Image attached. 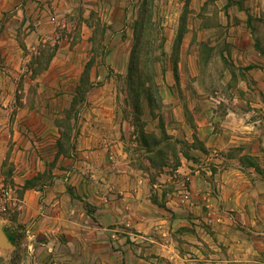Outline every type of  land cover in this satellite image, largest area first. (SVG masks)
Returning a JSON list of instances; mask_svg holds the SVG:
<instances>
[{
    "label": "rangeland",
    "instance_id": "1",
    "mask_svg": "<svg viewBox=\"0 0 264 264\" xmlns=\"http://www.w3.org/2000/svg\"><path fill=\"white\" fill-rule=\"evenodd\" d=\"M67 2L71 5L62 17L56 11L55 21L44 17L43 22L45 28H54L71 43L60 58L55 56L56 38L44 37L26 47L24 33L35 26L30 6L18 14L16 5L9 7L0 0V28L6 25L10 27L7 31H12L17 27L14 40L7 33L0 34V43L8 48L0 60V75L11 77L0 81V90L8 92L3 104L7 110L0 119L12 128L20 117L16 113L20 106L34 110L17 121L26 119L35 125L36 150L46 160L38 163L40 169L26 180L38 190L56 184L73 196L58 202L49 195L41 197L40 202L58 204L63 213L53 209L44 218L32 219V224L17 222L26 180L15 182L14 164L7 152L0 166V229L11 244L0 247V264H120L122 260L125 264L122 253L131 245H141V240L125 236L129 234L124 226L117 227V234L114 225L87 232L83 223L93 226L87 214L93 218L101 204L112 220L159 219L166 207L159 187L167 184L175 191L179 182L182 190H188L189 174L198 170L194 182L201 189L203 180L209 179L205 168L212 162L199 138L198 124L218 121L219 110L226 105L220 98L209 97L224 88L218 80L223 69L210 66L209 61L215 54L245 43L242 34L228 32L242 22L255 44L264 47V34L258 32L264 26V1L129 0L124 9L129 14V34H124L128 62L122 71L105 60L106 46L112 39L105 35L102 8L83 0ZM72 13L75 17L69 16ZM230 36L241 39L234 44ZM76 42L77 48H71ZM15 46L23 48L21 60L7 64L5 57L15 55L16 50L9 51ZM259 49L264 57V50ZM41 74L48 75L47 81L54 79L48 90L42 81H33ZM244 78L249 84L248 74ZM5 99L0 98V103ZM99 104L101 109L97 110ZM100 117L106 119L103 129L109 138L116 135L119 145L112 150L109 146V153L85 157L80 144L86 151L91 149L87 144L95 135L89 125L93 119L100 122ZM83 126L86 143H81L85 140ZM81 156L92 159L99 168L83 170ZM197 196L203 199V195ZM191 264L212 263L202 260Z\"/></svg>",
    "mask_w": 264,
    "mask_h": 264
},
{
    "label": "crops",
    "instance_id": "2",
    "mask_svg": "<svg viewBox=\"0 0 264 264\" xmlns=\"http://www.w3.org/2000/svg\"><path fill=\"white\" fill-rule=\"evenodd\" d=\"M2 1L9 7L16 5L18 14L25 13L23 8L30 6V12L34 14L35 26L24 33L26 47L37 44L44 37L56 38L55 56L60 58L64 56V50H67L71 43L54 28H45L43 22L44 17L48 22L55 21L56 11L60 15L65 12L71 5H68L67 0ZM83 2L102 8L101 19L104 21L105 35L112 39L106 46L108 52L105 60L111 67L121 68L123 71V67L128 62V42L124 39L129 34V14L124 12V9L129 4V0H83ZM69 16L75 17V14ZM241 24L237 29L230 28L228 32L231 35L242 34L246 39L245 43L237 45L236 41L241 38L230 36L229 39L237 47H232L230 52L223 50L209 61L210 66L219 65L223 69L218 80L224 87L223 90L216 91L209 97L214 100L220 98L226 102V105L219 110L221 116L218 121L213 119L204 125L198 124V133L201 132L199 138L203 140L209 152V160L212 162L205 168L209 179L203 180L204 185L201 189L195 186L194 182L198 170H195L194 174H189L191 183L188 185V190H182L178 185L179 182L175 183L177 185L175 191L171 190V185L159 187L160 197L163 198L166 206L163 208L165 213L159 219L145 218L134 222L127 219L112 220L107 218L101 204L97 205L93 218L86 213L93 224L91 226L83 223L82 226L87 232L114 225L116 233L118 226H124L128 227L127 234H129L125 236L141 240V245H131L129 251L122 253V256L126 257L125 264H191L202 260L212 264H225L231 261L241 264H246L247 261L264 264V57L259 49L260 47L264 50V47L261 45L258 47L246 23ZM6 27L10 29L6 25L1 27L0 34L7 33L11 37L9 39L14 40L17 27L11 29L12 31H7ZM86 27L91 30V27ZM258 32L264 34V26H261ZM77 44L76 42L71 48H77ZM21 47L15 46L9 49L10 53L11 50L16 51L11 59L10 55L5 57L7 64H16L21 60L23 50ZM7 50L8 48L0 43V60ZM190 58L191 56L189 60ZM193 62H196V59ZM244 74H248L249 84L246 83ZM2 75L0 81L11 78ZM42 75L33 81H42L48 90V85H54V79L47 81L48 75H43L44 77ZM49 91L51 93L53 89ZM6 97L8 92L0 90V98ZM7 100L8 98L0 103V114H4L7 110L3 107ZM99 105L97 110L101 109L102 104ZM33 112V109L29 111L27 107L20 106L16 113L20 116L19 120H23L24 114ZM17 120L12 123V128H8L4 119H0V166L8 152L14 164L13 179L22 184L34 171L40 169L38 163H43L46 159L42 160L36 150L38 134L33 127L35 125H30L25 121L26 119L23 122ZM100 120L98 122L97 119H93L89 125L95 135L93 139H89L90 144H87L91 149L86 151L84 145L80 144L81 153H84L85 157L97 152H108L109 146L112 150V147L119 145L116 135L110 139L108 131L103 129L106 119L100 117ZM85 130L86 126H83L81 132L85 140L81 143H86L88 138ZM85 157L81 156L84 163L83 170L90 168L91 171H96L97 167L99 168L98 163L92 159H84ZM94 177H97L96 173ZM186 193L187 198H185ZM47 195L56 202L72 196L56 184L44 190L26 188L21 196L17 222L29 225L35 217L40 215L44 218L50 210L60 209L58 204L39 201L41 197L45 199ZM197 195H203V199L198 198ZM60 210L63 213V208ZM120 264H123V260Z\"/></svg>",
    "mask_w": 264,
    "mask_h": 264
},
{
    "label": "water",
    "instance_id": "3",
    "mask_svg": "<svg viewBox=\"0 0 264 264\" xmlns=\"http://www.w3.org/2000/svg\"><path fill=\"white\" fill-rule=\"evenodd\" d=\"M11 244L8 237L3 233V231L0 229V247H7Z\"/></svg>",
    "mask_w": 264,
    "mask_h": 264
},
{
    "label": "trees",
    "instance_id": "4",
    "mask_svg": "<svg viewBox=\"0 0 264 264\" xmlns=\"http://www.w3.org/2000/svg\"><path fill=\"white\" fill-rule=\"evenodd\" d=\"M143 18H144V17H143ZM139 32H140V34H141V36H142V35H143V32H144V22H143V19H142V18L140 19ZM31 186H32V185L29 184V181L26 180L25 185H24V189L29 188V187H31ZM83 203L87 204L86 202H83Z\"/></svg>",
    "mask_w": 264,
    "mask_h": 264
}]
</instances>
